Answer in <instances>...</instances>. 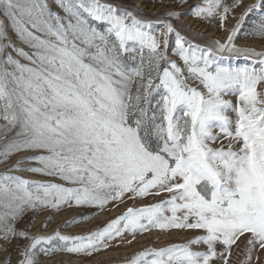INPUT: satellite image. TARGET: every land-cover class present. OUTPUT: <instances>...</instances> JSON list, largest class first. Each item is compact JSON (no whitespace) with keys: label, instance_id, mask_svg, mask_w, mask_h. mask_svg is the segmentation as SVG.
<instances>
[{"label":"snow or ice","instance_id":"snow-or-ice-1","mask_svg":"<svg viewBox=\"0 0 264 264\" xmlns=\"http://www.w3.org/2000/svg\"><path fill=\"white\" fill-rule=\"evenodd\" d=\"M187 4L0 0L6 264L92 257L153 231L188 236L127 264H264V0ZM129 201L87 234H31L44 211L79 210L71 226Z\"/></svg>","mask_w":264,"mask_h":264},{"label":"rangeland","instance_id":"rangeland-1","mask_svg":"<svg viewBox=\"0 0 264 264\" xmlns=\"http://www.w3.org/2000/svg\"><path fill=\"white\" fill-rule=\"evenodd\" d=\"M194 2H196V0H188V4L185 5L183 9H180V11H186L187 8H189ZM247 2L253 3L254 0H247ZM164 10L165 9L163 8L159 9L161 12ZM184 22L195 32L202 33L204 38H210L211 36L221 37V32L218 29H214L209 24L193 20L190 15L184 18ZM232 23H234V21ZM227 27H231V24L227 25ZM240 43L242 45L249 44L260 47V43L258 41L242 40ZM21 155H28V153H21L17 156H14L12 158V162L19 159ZM8 166L9 165L0 164V172H3ZM18 174L33 180L45 179L44 177L28 172H21ZM131 206L139 207V204L133 205L132 202L129 201L127 204L121 205L119 207H110L108 211H105L101 214H93L89 212L88 215L92 217L90 220H84L79 224H73L71 226H68L67 222L73 220V218L79 219L81 215L79 210H64L62 212L55 213L51 217H49L48 211H44L34 218L35 228L32 230L31 234L39 233L42 235H51L55 231L59 230L63 235H84L97 228H102L106 225V223L121 215L127 207ZM49 218L51 219V222L48 223L45 230L42 225H44V223ZM187 236L188 234H182L179 232H172L171 234L162 235L157 231H153L144 235H138L132 244H120L118 247H111L107 250H103L98 254H94L92 257L61 253L55 255L51 259L42 257V264H58L59 261H63L65 264H127V261L132 258L134 254L143 251L146 248H162L171 244L182 243L187 238ZM129 238L131 239V237ZM243 259V255L235 257L234 264H240V261ZM260 259L261 261H264V253L261 254ZM15 260L16 255L13 254L12 264H15ZM0 264H6L5 254L2 251H0Z\"/></svg>","mask_w":264,"mask_h":264}]
</instances>
